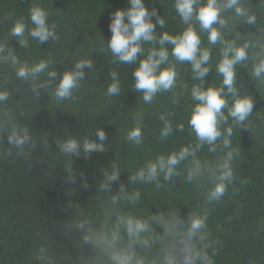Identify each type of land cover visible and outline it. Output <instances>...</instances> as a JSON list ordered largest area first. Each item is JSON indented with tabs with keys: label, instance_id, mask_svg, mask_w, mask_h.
Returning a JSON list of instances; mask_svg holds the SVG:
<instances>
[{
	"label": "trees",
	"instance_id": "1",
	"mask_svg": "<svg viewBox=\"0 0 264 264\" xmlns=\"http://www.w3.org/2000/svg\"><path fill=\"white\" fill-rule=\"evenodd\" d=\"M144 3L149 10L156 8L165 20L163 28L156 26L157 35H178L187 27L175 10V0ZM241 4L256 16L255 25L227 10L223 13L227 27L221 31L227 41L254 45L248 50L249 59L235 66L239 94L252 97L254 107L245 128L230 117L224 125L232 128L231 148L238 152L232 161L234 180L219 202L209 203L212 184L207 175L192 182L186 179L194 167L193 157L177 166L178 176L167 182L161 177L160 188L130 179L160 155L195 147L196 136L189 126L196 103L191 88L201 82L193 79L191 64L176 61L172 46L165 45L170 55L162 67L175 66L176 86L157 93L151 103L132 89L137 65L118 62L107 47L110 15L128 7L127 0H0V44L13 49L21 64L49 61V70L57 71V79L76 62L91 59L94 64L93 69H84L85 78L72 98L58 101L53 94L57 81L41 87L46 73L21 80L15 75L18 65L0 60V91L9 93V99L0 103V264H113L112 255L120 251L132 255L134 262L165 264L166 257L172 256L180 264L189 242L183 225L175 220L205 213L208 240L192 241L197 250L211 245L206 251L214 264H264V79L252 76L257 55L264 57V0H241ZM33 6L48 13V24L55 26L58 39L40 44L29 36L28 47H21L10 30L14 22L23 20L27 36L33 27L29 16ZM192 25L200 36V47L211 53V70L203 87H221L216 66L222 46L209 44L208 34L195 21ZM151 47L143 44L145 53L138 59L145 58ZM112 71L118 73L121 93L109 98L105 93ZM227 99L231 105L232 97ZM162 115L173 128L166 138L160 136ZM137 122L143 134L140 145L126 139ZM178 124H183V131L177 130ZM9 125L29 130L32 139L22 152L8 144ZM97 128L106 134L105 151L87 156L82 149L79 156L60 152L56 142L69 138L81 144L85 138L100 143ZM217 145L215 152L207 146L197 150L195 160L215 167L227 151L222 139ZM116 170L118 179L110 181L108 177ZM136 192L140 196L133 203ZM129 216L149 225L138 239L130 238L120 223L121 217Z\"/></svg>",
	"mask_w": 264,
	"mask_h": 264
},
{
	"label": "clouds",
	"instance_id": "2",
	"mask_svg": "<svg viewBox=\"0 0 264 264\" xmlns=\"http://www.w3.org/2000/svg\"><path fill=\"white\" fill-rule=\"evenodd\" d=\"M128 7L116 9L110 15L108 25L110 38L107 40V47L111 55L120 63L136 64L132 72V89L142 93V99L145 103H151L157 93L171 91L176 86L175 66L169 64L168 67L162 65L168 64L169 50L165 45H171V56L178 62H189L194 73L193 79L199 80V85L191 88V98L195 101L192 109L189 126L196 136L197 143L195 147H183L177 152L169 153L167 156L160 155L154 161L147 162L144 167L138 169L130 179L139 180L142 183H155L157 188L162 187L161 177L165 182L178 176L177 166L189 157H193L194 167L187 173V181L192 182L195 179L207 175L212 187L207 193V201L219 202L227 191L228 185L233 183L234 173L232 161L238 152L231 148L232 128H224L230 117L234 124L240 128H245L244 123L253 112L254 100L247 95H240L236 87L235 66L249 59L248 50L254 45L245 42L237 45L235 41L224 39L222 29L227 27V21L223 18V13L227 10H233L236 17L244 18L248 25H255L256 16L250 14L242 6L241 0H175V10L182 23L187 27L178 35H170L168 32L156 34V26L163 28L165 20L158 14L156 8L149 10L146 8L144 0H127ZM30 20L33 27L28 30L27 36L26 24L23 20L14 22L10 36L18 38L21 47H28V38L38 41L40 44L49 40H56L58 37L54 31L55 26H49L48 13L38 6H33L29 10ZM155 17V23L153 22ZM195 21L199 25L201 32L208 34V42L211 45L219 43L221 59L216 66V72L222 76L221 87L204 88V78L211 70L208 62L211 58L209 49L200 47L201 39L192 25ZM151 44L153 47L148 49L147 55L143 59L145 49L143 44ZM158 45V47L156 46ZM13 49H8L0 44V60L10 61L12 65H18L15 75L18 79L29 80L35 78L41 73L47 74V80L41 84L42 88H47L51 81H57L54 87V96L58 101L71 99L73 91L80 87V82L85 78L84 69H93L94 64L91 59L76 62L69 70L59 74L55 70H49V61L41 60L38 63L29 66L21 64L19 58L14 54ZM111 83L107 86L105 95L109 98L119 96L121 93V84L118 79V73L110 72ZM252 76L261 80L264 79V57L257 55V60L252 67ZM35 92L36 90L33 89ZM232 97L231 105L227 97ZM9 99L7 91H0V103ZM175 102V101H174ZM227 110V116L224 110ZM140 113L137 114L139 118ZM164 126L160 132L161 138L168 137L173 128L169 121L162 115ZM10 133L7 136L8 144L23 151L26 145L31 142V135L26 127L18 125H9ZM183 124L177 125V130L183 131ZM247 129V128H246ZM142 130L140 124H137L128 130L126 139L136 145L142 143ZM95 136L100 143L95 140L85 138L83 143L76 138H69L63 142L57 141L60 152L65 155L79 156L81 149L85 156L91 152L105 151L103 141L106 134L101 128L95 130ZM222 139V148L226 153L221 162L215 167L202 166L198 160H195L197 150L208 147L210 152L217 150V141ZM44 144L47 145V138H44ZM20 154V153H18ZM119 171H113L108 177L110 181L118 179ZM140 193L136 192L132 197L133 203L139 199ZM207 213L204 215L194 214L186 220L176 219L175 223L183 225L184 236L189 242L185 255L180 264H214L212 256L207 254L206 249L211 247L205 244L200 250H197L192 241H207ZM120 223L124 226L127 235L130 238L138 239L141 233L148 231V223L138 217H121ZM83 227V225H78ZM89 240L88 236L84 237ZM147 244V241H144ZM212 255H215L213 251ZM113 264H144L142 260L133 261L132 255L128 252L120 251L112 255ZM165 264H178L172 257L167 256Z\"/></svg>",
	"mask_w": 264,
	"mask_h": 264
}]
</instances>
